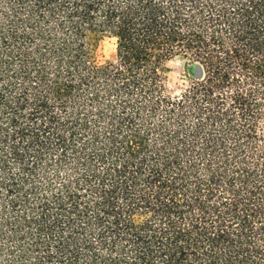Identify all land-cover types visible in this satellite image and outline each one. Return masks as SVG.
Instances as JSON below:
<instances>
[{"label":"trees","instance_id":"obj_1","mask_svg":"<svg viewBox=\"0 0 264 264\" xmlns=\"http://www.w3.org/2000/svg\"><path fill=\"white\" fill-rule=\"evenodd\" d=\"M262 120L264 0H0V264H264Z\"/></svg>","mask_w":264,"mask_h":264},{"label":"clouds","instance_id":"obj_2","mask_svg":"<svg viewBox=\"0 0 264 264\" xmlns=\"http://www.w3.org/2000/svg\"><path fill=\"white\" fill-rule=\"evenodd\" d=\"M118 37L111 36V37H105L101 42L99 47L96 49V51L92 54L93 55V62L98 64L99 66H103L106 61L114 57L117 53V47H118ZM168 65H178L181 63V57H175L173 59H170L168 62ZM176 83H185L184 80L176 81L175 75H173L169 81H165V86L168 88L175 87ZM260 124L262 127L258 129L261 135H264V120L260 121Z\"/></svg>","mask_w":264,"mask_h":264},{"label":"rangeland","instance_id":"obj_3","mask_svg":"<svg viewBox=\"0 0 264 264\" xmlns=\"http://www.w3.org/2000/svg\"><path fill=\"white\" fill-rule=\"evenodd\" d=\"M116 59V55L114 57H112L111 59H109L108 61H114ZM106 61V62H108ZM194 66H192V71L190 72V75L194 76ZM188 68H189V63L184 60L181 59V63L178 65H168V71H169V80L170 78L175 75V80L176 81H180V80H184L185 83H176L175 87L173 88H169L170 90H172L173 92H178L181 88H183L185 85H187L189 83V73H188Z\"/></svg>","mask_w":264,"mask_h":264},{"label":"water","instance_id":"obj_4","mask_svg":"<svg viewBox=\"0 0 264 264\" xmlns=\"http://www.w3.org/2000/svg\"><path fill=\"white\" fill-rule=\"evenodd\" d=\"M203 75V69L200 64H195L194 66V76L201 77Z\"/></svg>","mask_w":264,"mask_h":264}]
</instances>
